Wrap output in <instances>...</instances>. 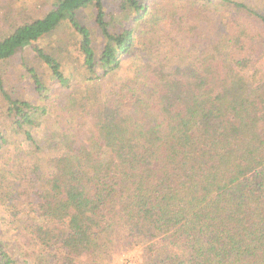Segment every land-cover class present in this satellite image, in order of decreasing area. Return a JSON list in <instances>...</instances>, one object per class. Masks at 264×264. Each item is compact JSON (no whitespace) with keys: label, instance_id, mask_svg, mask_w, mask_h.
I'll return each instance as SVG.
<instances>
[{"label":"trees","instance_id":"1","mask_svg":"<svg viewBox=\"0 0 264 264\" xmlns=\"http://www.w3.org/2000/svg\"><path fill=\"white\" fill-rule=\"evenodd\" d=\"M88 8L97 51L77 16ZM114 12L125 20L117 33ZM63 22L78 38L84 81L125 58L128 76L102 102L65 98L53 110L62 135L39 142L36 108L13 100L0 73V152L19 136L33 158L0 165L2 224L18 232L11 244L0 234V264H111L135 248L141 264H264V0H113L111 12L105 0H54L0 36V64L29 47L70 89L36 43ZM26 71L46 100L48 87Z\"/></svg>","mask_w":264,"mask_h":264},{"label":"rangeland","instance_id":"2","mask_svg":"<svg viewBox=\"0 0 264 264\" xmlns=\"http://www.w3.org/2000/svg\"><path fill=\"white\" fill-rule=\"evenodd\" d=\"M246 1L252 6H258L260 4V0ZM53 4L54 0H0V36L9 34L20 24L40 19L52 8ZM105 9L108 12L113 10V0H105ZM117 14L118 12L113 13L115 20L112 21V25L110 26V32L112 33L119 32L122 24H125L124 18H118ZM77 16L79 22L90 29L96 51L100 50L102 48L101 41L99 39V31L93 20V11L90 8L83 9L77 12ZM36 43L38 47L42 48L61 64L63 74L70 80V89L57 88V85L53 83L50 77L49 70L33 55L29 47L25 48L12 59L2 62L0 64V73L3 78L4 88L13 100L27 101L36 108L33 114L34 121L37 124L35 127L30 128V131L35 139L40 142L46 138L48 132L58 137L62 135L61 130L57 126V122L60 121V112L56 111L54 113L53 110L56 107H61L60 103L65 102V98L80 100L84 98L90 104L102 102L110 85L128 76L126 66H128L131 59L125 58L122 63V68L108 75L105 79L89 83L84 81L82 75L81 63L83 58L78 49V38L67 22L61 23L56 30ZM134 55L138 57L140 54L137 51V53L134 52ZM26 68L35 70L46 87H48L49 91L46 93V100L38 97L35 93ZM5 108L4 98L0 93V131L3 132L5 131L8 120L5 114ZM39 108L46 109V115ZM30 151V147H28L22 137L14 136L11 138L9 145L0 152V165L8 158H14V156L20 155L21 153H24V159H33L32 157L30 158ZM43 155L40 152L35 157V162L41 166H44L45 162ZM0 188H2V185H0ZM6 215L7 212L0 204V234L4 240L11 244L10 240H14L18 232L15 229L17 228L15 225L5 221L2 224ZM114 257L115 259L111 264H141L143 260L141 248H135L131 252L122 253Z\"/></svg>","mask_w":264,"mask_h":264},{"label":"built area","instance_id":"3","mask_svg":"<svg viewBox=\"0 0 264 264\" xmlns=\"http://www.w3.org/2000/svg\"><path fill=\"white\" fill-rule=\"evenodd\" d=\"M125 255H127V254H125ZM122 258H123V256H122Z\"/></svg>","mask_w":264,"mask_h":264}]
</instances>
